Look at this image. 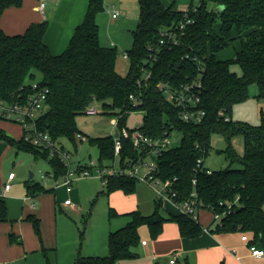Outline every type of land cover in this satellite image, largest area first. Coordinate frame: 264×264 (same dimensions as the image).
Instances as JSON below:
<instances>
[{"label": "trees", "instance_id": "obj_1", "mask_svg": "<svg viewBox=\"0 0 264 264\" xmlns=\"http://www.w3.org/2000/svg\"><path fill=\"white\" fill-rule=\"evenodd\" d=\"M23 1L0 0V18L8 8L21 7ZM137 1L140 17L132 32L133 47L126 52L130 61L126 76L118 71L117 48L103 47L100 43L97 19L104 11V0H90L84 22L76 28L69 47L60 56H54L44 42L47 21L33 23L21 35L10 36L0 28V98L9 103L25 99L33 93V82L40 75L37 87L47 91V104L37 119V127L55 143L67 139L76 149L77 135L81 133L77 118L85 116L93 104H102L106 114L116 115L120 130L127 128L132 113L145 112L139 129L144 135L155 139L169 131L183 136L180 146L164 151L158 158V177L173 182V188L184 197L191 194L192 182L197 180L195 190L203 210L223 214L233 205L215 233L251 234V245L264 243V116L257 126L241 125L232 119L225 122V117L231 118L233 107L248 98L251 85L256 84L259 97L264 98V0H199L198 5L191 4L188 15L194 23L185 28L179 47L160 53L161 58L152 68V80L141 88L137 82L142 78L144 62L150 58L149 48L158 44L163 30L179 26L185 13L175 11V4L166 7L163 0ZM219 6L223 10L216 12ZM236 40L239 50L235 57L219 60L217 55ZM236 66L241 74L232 70ZM198 73L204 84L202 107L207 115L203 123L196 125L181 119L179 109L167 102L157 85L163 80L183 83ZM216 133L225 135L228 141L242 135L244 154L239 155L229 145L225 151L229 168L209 174L204 166L197 167L198 160L207 158L212 149V135ZM24 135L25 132L20 139H14L0 128V145L7 143L18 152L23 150L36 159L43 158L51 165L53 177L61 179L67 168L60 159L26 141ZM88 141L98 148L99 163L106 165L114 160L113 137ZM137 155L131 140H125L122 157L134 159ZM234 166L238 169H233ZM138 185L133 178L114 177L109 179L105 193L109 196L121 191L131 195L137 192ZM26 188L32 198L50 191L41 183L27 182ZM159 208L157 202L151 215L139 210L127 214L128 223L109 234L108 256L79 257L75 264H118L137 259L134 248L140 243L143 226H147L152 239L162 234L167 222L176 223L184 238H196L202 233L201 225L190 217H165ZM110 217H118L112 208ZM28 220L40 235L41 221L33 215ZM7 222L8 205L0 197V223ZM10 241L22 244L15 234L10 235ZM44 255L47 264H55L47 252Z\"/></svg>", "mask_w": 264, "mask_h": 264}, {"label": "rangeland", "instance_id": "obj_2", "mask_svg": "<svg viewBox=\"0 0 264 264\" xmlns=\"http://www.w3.org/2000/svg\"><path fill=\"white\" fill-rule=\"evenodd\" d=\"M52 2V1H51ZM54 2V1H53ZM166 6H172L181 10H186L190 2L198 5L199 0H163ZM186 4V5H184ZM211 7V6H210ZM50 7L46 12L49 13ZM120 11L121 16L117 20L111 19V13ZM140 7L137 0H104V11L98 16L97 22L99 24L100 43L103 47H112V43L117 45L118 51V71L122 76H126L130 70V61L124 58V53L128 52L133 47L132 32L136 29L139 23ZM239 50V41L236 40L228 48L217 55L219 60L228 61L235 57L236 51ZM232 70L241 74L239 67H233ZM41 79L37 75L36 81ZM260 91L256 84L251 85L249 89L248 98L236 104L231 113V119L234 123L241 125L248 124L250 126H257L260 124L264 116V98L259 97ZM111 112L106 115L98 116H79L77 118L78 129L85 134L88 139L110 137L113 135V127L111 120L116 118V115H111ZM145 112L138 111L132 113L127 122L129 129H137L142 126ZM4 130L8 132L12 138H19L23 136L21 127L14 123L4 121ZM238 125V124H237ZM182 134L174 132L171 137V148L180 146ZM79 142L78 148H75L74 143L67 139H63L58 143V147H63L66 152L70 154L71 169H75L78 164H89L91 161L95 164L99 163V150L92 146L89 141ZM212 149L205 159L204 167L211 171H220L229 168V162L226 159L225 151L230 145L239 155L244 154V137L236 135L228 141L223 134L216 133L211 138ZM150 163L151 159H147ZM237 168L238 166L232 167ZM16 174L17 179L12 183L13 194L16 201L23 203L25 211H29L31 204L36 205V209L42 205L44 210V217L41 221V232L38 235L34 227H30L29 231L25 233V240L27 248L32 246L37 248H45L40 250L37 254H30L28 258L29 264H47L44 252L49 254L51 261L56 260L60 264H71L70 252L73 251L74 257L78 258L86 256H97L101 253L103 245L108 244V233L111 227L115 228L121 219L128 217L122 216L120 220L110 217V208L113 206L106 195V185L97 177L81 179L75 182L72 186L74 192L71 195L66 194L67 188L63 186L61 179L56 180L52 175V167L48 161L43 158L36 159L33 154L26 151H17L7 143L0 145V192L6 183L9 173ZM31 175L33 177L31 178ZM41 183L46 189L50 190L37 198L28 196L26 183ZM57 186L59 188L55 189ZM53 187V188H51ZM103 192V193H102ZM56 193L58 202L55 215H53V207H47L46 201L53 198ZM129 196V195H127ZM29 197L28 202H24L25 198ZM41 197V198H40ZM71 198L77 206L76 209H67L64 206V200ZM137 202L144 215H150L154 212L155 201L158 202L155 191L146 184L139 183L136 192ZM41 199V200H40ZM50 200V202H51ZM60 200V201H59ZM7 202V201H6ZM49 202V203H50ZM19 203V204H20ZM158 202L159 212L163 216H169V212L165 211L162 203ZM36 211V210H33ZM205 212V211H204ZM207 213V212H206ZM200 215V222L204 224L207 214ZM55 226H53V220ZM112 219V220H111ZM213 219V216H212ZM124 221V220H123ZM221 221L217 219L212 225L215 228ZM119 228V227H118ZM84 232V235L82 233ZM141 240L136 252H140V248L145 246L148 241L152 240L147 226L140 229ZM24 239V238H23ZM33 247V248H34ZM35 248L34 250H36ZM53 248L54 250H50ZM179 259V263L178 260ZM191 260V259H190ZM186 256H174L168 254L160 258V264H184ZM143 257L137 260L138 264H142ZM57 264L56 262H54ZM245 264H264L257 263L251 258L244 259Z\"/></svg>", "mask_w": 264, "mask_h": 264}, {"label": "built area", "instance_id": "obj_3", "mask_svg": "<svg viewBox=\"0 0 264 264\" xmlns=\"http://www.w3.org/2000/svg\"><path fill=\"white\" fill-rule=\"evenodd\" d=\"M46 1L48 0L40 1L39 8L42 13H45ZM189 10L190 7L183 11L185 13V20L179 26L163 30L160 33L158 44L155 47L149 48L151 52L150 58L144 62L145 66L142 67V78L137 82L140 88L147 86L152 80V68L161 58L160 53L165 49L173 50L180 46L185 28L194 23V19L188 15ZM196 10V8L193 9L194 12ZM120 16L121 12L118 10L111 13V19L113 21L119 19ZM124 58L128 59L127 53H124ZM33 88V93L29 94L25 99L13 103L6 102L0 98V119L20 126L23 134L25 132L24 137L26 141H30L36 147L48 151L51 157H58L60 159V162L67 168V173L61 180L68 192L72 191V186L75 182L85 178H92L95 175V177L102 181L103 185H107L110 178L129 177L151 187L156 193L158 202L168 203L177 210L179 215H185L193 221L199 222V212L202 206L198 193L195 190L197 180L194 179L192 182L194 189L191 194L188 197H184L180 196L173 188V182H164L158 177V158L162 156L164 151L171 148V137L173 133L166 131L163 137L154 139L144 135L139 130L140 127L137 129H129L127 127L120 130L119 118H113L111 120V126L113 127L114 134L110 137L114 139V160L106 165H102L101 163L95 164L91 161L89 164H78L75 169H71L70 154L63 147H58V144L52 141L48 134L43 133L37 127V119L46 110L47 91L39 90L36 83H33ZM157 88L164 95L167 102L179 109L181 119L184 122L196 125L204 122L207 113L202 107L204 84L199 73L183 83L163 80L158 83ZM130 99L134 101V95H131ZM134 106L137 107V105ZM85 115L98 116L106 115V113L102 104L95 103L87 109ZM230 120V117H225V122H230ZM116 133L119 134L118 137H115ZM77 139L80 142H86L88 140L87 136L82 133L77 135ZM125 140H131L132 147L138 154L136 158L122 157ZM147 159H151V162L148 163ZM204 162L205 159H199L197 167L201 169L204 166ZM211 172V170L208 171L209 174ZM15 177V173L11 172L9 174V181L4 185L3 193L11 190V182ZM64 204L71 208H76L70 199L65 201ZM232 206L230 204L223 214H213V223L219 219L221 221L219 223L220 225L223 217L232 210ZM31 207L35 208L36 205L31 204ZM243 241H249L247 235L243 236ZM250 250L252 257L256 259L264 257L263 249L252 245L250 246Z\"/></svg>", "mask_w": 264, "mask_h": 264}, {"label": "crops", "instance_id": "obj_4", "mask_svg": "<svg viewBox=\"0 0 264 264\" xmlns=\"http://www.w3.org/2000/svg\"><path fill=\"white\" fill-rule=\"evenodd\" d=\"M187 1L189 2L191 0ZM89 3L90 0H48L46 1L45 13H42L39 8V0H24L21 7H11L4 11L0 18V28L10 36L21 35L24 34L29 26H31L33 23L47 21L48 29L44 36V42L54 56H60L69 47L76 28L84 22ZM191 4L193 3L190 2L187 9L191 6ZM48 7H50V9L49 13L47 14L46 10ZM174 9L175 11H185V9ZM113 45H115L114 47L117 48L116 44L112 43V47ZM4 126V123L0 122V128L4 130ZM21 137L17 139H20ZM16 179L17 176L14 180H12L11 184ZM8 181L9 176L6 183ZM58 188L59 186L53 190H57ZM73 192L74 188L71 192L66 190V194L68 196ZM56 196V193H54L53 198L55 199H48L46 201V205H48L47 207H53V215H55L58 205ZM0 197H4L7 201L9 220L7 223H0V264H29L28 258L30 257V254H37L40 252V250L42 251L45 248H37L34 246H32L30 249L27 248L28 245L25 240V233L28 232L29 228L33 226L28 220V217L33 215L42 221L44 217L43 207L40 205L38 209H36V207L32 208L29 206L30 210L26 212V206H24L23 203L16 201V197L13 194V187L7 193H3L2 189L0 192ZM108 198L110 199L109 201H111L110 203L113 205L111 208L114 209L118 214V217L113 218V220H120V218L125 216V214H129L137 210L143 213L137 202L136 193L127 196L121 191H116L111 193ZM69 199L71 200V198H66L63 203ZM28 200L29 197L25 198L23 201L27 203ZM72 203L76 206L74 202ZM156 205L157 202L155 201V208H153L154 211L156 209ZM162 205L165 211L169 212V216L179 215L177 210L172 205L168 203H162ZM64 206L65 208L71 210L77 208V206L76 208H71L65 204ZM203 213L207 214V218L204 224H202L200 220L198 222L203 228L202 233L198 237L184 238L181 236L179 227L176 223L167 222L164 225L162 234L157 239L148 241L145 246H142L140 250H138L140 255L135 251L138 254L137 259L120 261L118 264H138L137 260L142 257L144 261L142 264H160L159 261L162 256L168 254L172 255V253L174 256H186V261H188L190 264H245L244 259L248 257L255 260L257 263L264 261V257L261 259H256L251 255L250 246L252 245L250 242L253 238L251 234H247L249 238L248 242L243 241L242 233L217 234L214 232L217 226L215 228L211 226L213 223V214L207 210L201 209L199 212V218ZM52 220V224L55 226V220ZM121 220L122 222L119 221L115 228H110L108 236L112 231H116L124 227L129 221L128 218ZM207 229L208 231H206ZM11 234H15L16 238L19 237L22 240V244L20 245L17 243H11ZM254 246L264 250V243H258ZM35 248L37 249L34 250ZM49 249L54 250L53 248ZM108 254V244H104L102 252L97 253V256L86 257H104L108 256ZM69 257H71V264H75L76 258L74 257L73 251L70 252ZM79 257L81 256L79 255L78 258ZM177 260L179 263V259ZM54 262L57 263V255Z\"/></svg>", "mask_w": 264, "mask_h": 264}, {"label": "water", "instance_id": "obj_5", "mask_svg": "<svg viewBox=\"0 0 264 264\" xmlns=\"http://www.w3.org/2000/svg\"><path fill=\"white\" fill-rule=\"evenodd\" d=\"M215 10H216V12H220V11L223 10V7H222V6H219V7H217ZM118 136H119V134L116 133L115 137H118ZM32 177H33V175H31V178H32Z\"/></svg>", "mask_w": 264, "mask_h": 264}]
</instances>
